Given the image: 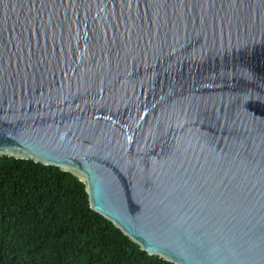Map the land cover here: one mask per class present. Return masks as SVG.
Returning <instances> with one entry per match:
<instances>
[{"label":"water","instance_id":"water-1","mask_svg":"<svg viewBox=\"0 0 264 264\" xmlns=\"http://www.w3.org/2000/svg\"><path fill=\"white\" fill-rule=\"evenodd\" d=\"M2 156L149 256L264 264V0H0Z\"/></svg>","mask_w":264,"mask_h":264},{"label":"trees","instance_id":"trees-1","mask_svg":"<svg viewBox=\"0 0 264 264\" xmlns=\"http://www.w3.org/2000/svg\"><path fill=\"white\" fill-rule=\"evenodd\" d=\"M0 264H172L93 212L69 172L0 157Z\"/></svg>","mask_w":264,"mask_h":264}]
</instances>
